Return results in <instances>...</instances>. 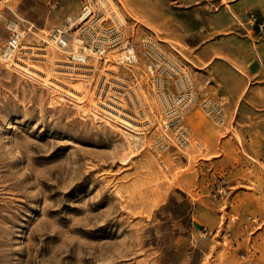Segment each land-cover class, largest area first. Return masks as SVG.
<instances>
[{
    "label": "rangeland",
    "instance_id": "obj_1",
    "mask_svg": "<svg viewBox=\"0 0 264 264\" xmlns=\"http://www.w3.org/2000/svg\"><path fill=\"white\" fill-rule=\"evenodd\" d=\"M83 1L0 0V53L19 16L22 59L51 81L0 59V264H264V61L224 125L197 102L189 146L157 155V107L139 70H85L44 44ZM119 2L131 26L152 30L153 0ZM124 84L144 115L109 102Z\"/></svg>",
    "mask_w": 264,
    "mask_h": 264
},
{
    "label": "built area",
    "instance_id": "obj_2",
    "mask_svg": "<svg viewBox=\"0 0 264 264\" xmlns=\"http://www.w3.org/2000/svg\"><path fill=\"white\" fill-rule=\"evenodd\" d=\"M21 22L19 16L8 21L9 34L0 53V59L12 67L23 62L22 57L31 51V46L24 43L25 30ZM247 23L250 27L264 29V22L254 13L249 14ZM44 44L54 46L66 55L70 64L85 70L92 68L93 61L102 66H120L133 76L134 71L139 70V76L146 81L142 88L152 93L157 107L156 132L149 141V147L157 155L170 147L183 150L189 146L193 132L186 117L197 102L216 125L226 122L224 100L207 93L199 100L198 87L187 60L155 31L131 26L119 0H84L76 15L66 16L63 24L49 30ZM123 88L126 89L121 92L123 99L110 95L109 102L120 109L123 104L131 106L139 115H144L140 92L136 93L126 84ZM217 191L225 193L223 188Z\"/></svg>",
    "mask_w": 264,
    "mask_h": 264
},
{
    "label": "crops",
    "instance_id": "obj_3",
    "mask_svg": "<svg viewBox=\"0 0 264 264\" xmlns=\"http://www.w3.org/2000/svg\"><path fill=\"white\" fill-rule=\"evenodd\" d=\"M257 3L258 0H153L152 30L190 64L200 96L207 93L222 98L227 115L228 107L234 111L246 91L254 87L253 77L263 67L264 29L247 23L250 13L264 22V14L251 9ZM190 122L188 115L186 123L191 128Z\"/></svg>",
    "mask_w": 264,
    "mask_h": 264
},
{
    "label": "bare ground",
    "instance_id": "obj_4",
    "mask_svg": "<svg viewBox=\"0 0 264 264\" xmlns=\"http://www.w3.org/2000/svg\"><path fill=\"white\" fill-rule=\"evenodd\" d=\"M26 48V47H24ZM25 59H23V62L20 63H15V69L18 68L20 70V72L25 73L26 75H28L30 78H34V79H40L42 82H44L45 85L51 84V81L48 80V78L44 77L43 75H40L39 72L41 73L42 71L36 67H34V65H29L26 61H24ZM20 64H23L20 65ZM8 66H10L8 64ZM37 77V78H36ZM80 78V77H79ZM50 81V82H49ZM55 88H58V85L55 84L54 86ZM78 90V89H77ZM73 94V95H72ZM74 92H70V96H72L73 98H75L77 100L78 97H75ZM81 99V98H78ZM120 113V112H119ZM106 114V113H105ZM121 118V117H119ZM120 122H123L124 124H126L130 129H133L136 133H140V131H138V127H133V125L130 124V122L126 121V119H117ZM133 124V123H132ZM142 132V131H141ZM143 133V132H142ZM141 133V134H142ZM136 135V134H135ZM141 137V136H140ZM130 140V139H128ZM143 142V140H141ZM130 142H132V140H130ZM151 143V142H150ZM149 143V145H150Z\"/></svg>",
    "mask_w": 264,
    "mask_h": 264
}]
</instances>
